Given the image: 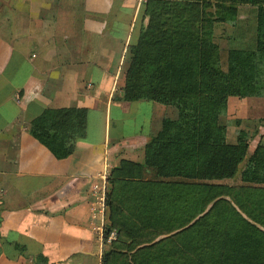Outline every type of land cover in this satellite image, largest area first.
Here are the masks:
<instances>
[{
  "label": "trees",
  "instance_id": "16d2710c",
  "mask_svg": "<svg viewBox=\"0 0 264 264\" xmlns=\"http://www.w3.org/2000/svg\"><path fill=\"white\" fill-rule=\"evenodd\" d=\"M241 5L256 8L254 37L228 50L224 68L215 29L237 27ZM143 14L149 22L128 50L126 85L115 98L154 100L178 116L163 119L144 162L112 169L109 227L119 234L102 264H264V146L240 186L220 183L239 172L250 137L239 129L236 143L227 142L228 99L264 97V0H147ZM87 116L86 108H46L30 133L66 158L86 135Z\"/></svg>",
  "mask_w": 264,
  "mask_h": 264
},
{
  "label": "crops",
  "instance_id": "0c3cea01",
  "mask_svg": "<svg viewBox=\"0 0 264 264\" xmlns=\"http://www.w3.org/2000/svg\"><path fill=\"white\" fill-rule=\"evenodd\" d=\"M145 3L0 0L16 41L0 35V264H102V174L143 162L166 114L150 100L115 98ZM249 100L230 97L228 111L250 112ZM71 107L88 109L87 133L60 159L30 123L46 108Z\"/></svg>",
  "mask_w": 264,
  "mask_h": 264
},
{
  "label": "rangeland",
  "instance_id": "374dc122",
  "mask_svg": "<svg viewBox=\"0 0 264 264\" xmlns=\"http://www.w3.org/2000/svg\"><path fill=\"white\" fill-rule=\"evenodd\" d=\"M147 1V0H146ZM57 3V2H56ZM6 15V14H5ZM0 17V35L8 38L9 40L15 41L14 39V34L12 33V30H14V25H11L10 22L6 19V17ZM239 20L237 27H233L227 24H220L216 27L215 29V38L214 42L219 45V47L222 50V65L224 68H227V52L230 48H240L241 46L245 45L246 43L251 44L250 42L253 40L254 37V30L256 27V8L252 5H241L239 8ZM146 23L144 25H147L149 22L148 17H145ZM143 25V26H144ZM16 42V41H15ZM127 57L125 58L126 61L129 62L128 54L126 55ZM129 66V65H128ZM127 71L128 68L125 72V85H126V76H127ZM125 87V86H124ZM123 87V90H124ZM122 90V94H123ZM121 94V95H122ZM120 95V96H121ZM119 97V96H116ZM250 99L249 101L251 104L247 106V108H250V112H245L244 114H239V111L241 109L240 105H236V108L233 106L230 108V110H227V116H226V122L228 124V129H227V142L229 144H235L237 141V133L239 129H245L249 132L250 137L247 139L249 146L248 150L246 153V157L242 164L240 165V170L239 172L231 179L224 180L220 183L225 184L227 186H240L241 185V171L243 167L246 165V163L251 159V157L256 154L257 150L264 146V97H246ZM258 98V99H257ZM233 99H239V97H233ZM245 99V98H241ZM229 100V99H228ZM122 101V100H120ZM158 104L157 101L150 100ZM128 102V101H126ZM166 107V114L164 118H171L175 119L178 116V110L174 106L171 105H165L162 104ZM232 105V104H231ZM241 112V111H240ZM238 115H244V119H238ZM163 118V119H164ZM163 119L160 120L157 125H160L162 127V122ZM240 120V122H237ZM160 131V130H159ZM150 139V138H149ZM144 162V161H143ZM109 172L104 171L103 174V189L105 192V199H104V215L107 216L108 222L104 224V230H103V235H104V244L106 245V250H109L113 246V242L117 240L118 238V229L115 228H110V207L107 204V198L110 193L111 185L109 189L107 186H109ZM97 198V197H96ZM227 199L232 202L234 205L232 197H227ZM214 203H212L209 207L208 210L211 208V206ZM109 229V235L108 237L105 236V233L107 231V228ZM111 233L115 234V237L113 240H109ZM122 241H124V237L121 236L120 238ZM120 243V244H119ZM116 247L122 246L123 248L126 242L122 245V242H119ZM112 244V245H111Z\"/></svg>",
  "mask_w": 264,
  "mask_h": 264
},
{
  "label": "built area",
  "instance_id": "2783aa9c",
  "mask_svg": "<svg viewBox=\"0 0 264 264\" xmlns=\"http://www.w3.org/2000/svg\"><path fill=\"white\" fill-rule=\"evenodd\" d=\"M103 174H104V172H103ZM103 174H102V179H103ZM103 182H104V180H103ZM98 188H99V186H97V189ZM99 193H100V195H99V199H97L98 200L97 205L100 207L99 210L101 211V214H102V216H101V227H99V229L101 230V233L103 234L104 224H106L104 221L105 215H104V204H103V202L105 199V192H104L103 186L100 189ZM114 237H115V234L111 233L109 240H113Z\"/></svg>",
  "mask_w": 264,
  "mask_h": 264
}]
</instances>
